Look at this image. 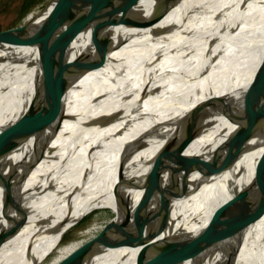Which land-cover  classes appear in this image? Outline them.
<instances>
[{
    "label": "bare ground",
    "instance_id": "bare-ground-1",
    "mask_svg": "<svg viewBox=\"0 0 264 264\" xmlns=\"http://www.w3.org/2000/svg\"><path fill=\"white\" fill-rule=\"evenodd\" d=\"M76 5L83 13L91 9ZM155 15L132 9L122 22L107 24L97 44L86 30L70 39L64 61L111 51L72 80L43 130L47 108L36 115L37 107L45 90L60 83L59 72L41 67L38 53H27L0 84V129L27 128L23 132L29 136L0 161L4 168L16 164L0 183V264L44 262L84 209L113 195L104 196L120 175L132 183L124 208L178 177L182 170L168 140L185 139L196 107L198 131L182 151L192 159L214 151L240 117L264 104V0H173L160 20L139 26ZM17 78L21 88L13 93ZM256 164L246 180L234 183L237 188L255 177ZM216 187L212 183L187 200L192 210L205 209L198 213L199 223L206 224L229 198ZM208 201L215 203L212 210H206ZM6 206L21 207L25 221L7 220L1 214ZM10 214L16 217L15 210ZM137 252L124 247L122 264H135ZM171 264H264V189L219 235Z\"/></svg>",
    "mask_w": 264,
    "mask_h": 264
},
{
    "label": "water",
    "instance_id": "water-1",
    "mask_svg": "<svg viewBox=\"0 0 264 264\" xmlns=\"http://www.w3.org/2000/svg\"><path fill=\"white\" fill-rule=\"evenodd\" d=\"M142 1L49 0L23 25L0 32V44H6L2 47L4 56L0 57V84L12 76L27 53H38L41 67L57 70L60 83L56 87L46 89L43 97L45 101L51 92L56 93L54 98L43 106L47 108V113L41 129H45L61 108L72 80L80 77L111 51V47L101 49L96 59L86 60V55H81L72 62L64 61L61 56L70 39L86 30L87 33L94 35V43L97 44L99 33L107 28V24L115 22L117 18L122 22L125 14L132 9L156 12L153 19L139 24V26L151 25L163 17L165 9L173 0H144L149 2L146 6H141ZM77 3L91 9L83 13L81 8L75 9ZM55 21L58 23L49 28L50 23ZM63 42L65 43L62 51L60 49L56 53ZM198 109L199 107H196L189 114L187 120L189 130L187 128L183 134L185 139L181 142L177 137L171 136L168 140L173 157L182 173L168 183L158 184L154 193L136 205L126 208L123 207L126 198L122 191L130 182L120 175L113 192L108 190L109 192L106 191L104 195L105 197L111 193L115 196L123 195L119 215L94 241L84 245L79 254L64 264H122L126 257L119 253L124 247L138 248L135 264H171L219 235L224 225L230 222L257 193L262 192L264 104L240 117L235 127L214 151L207 156L192 159L185 156L182 151L185 142L197 134ZM24 130L27 128L17 132H13L8 127L0 129L1 162L9 157L19 143L29 137L25 135ZM30 130L28 129L29 132ZM249 156L256 158L255 161H250L247 158ZM256 162L255 177L237 188L234 183L239 184L242 178L246 180L249 169H252ZM15 165L4 168L1 163L0 183L7 179ZM132 167L134 162L126 165L122 172ZM215 182L216 188L229 194V198L215 207L212 217L206 224L199 223L198 213L205 209L194 211L190 207L194 205L192 203L190 205L191 201L187 202V200L197 195L201 196L207 191L208 186ZM211 202L214 201H208L206 210L213 209L215 203L211 204ZM98 206L99 203H96L84 209L77 222L95 211ZM10 209L15 210L16 217L10 214ZM1 214L7 220H18L21 223L27 217L26 212L18 206H6L1 210ZM16 230V228L11 229L12 232Z\"/></svg>",
    "mask_w": 264,
    "mask_h": 264
},
{
    "label": "rangeland",
    "instance_id": "rangeland-1",
    "mask_svg": "<svg viewBox=\"0 0 264 264\" xmlns=\"http://www.w3.org/2000/svg\"><path fill=\"white\" fill-rule=\"evenodd\" d=\"M48 2L49 0H0V32L23 25ZM19 88H21L20 78H17L11 83L10 91L15 92ZM55 94L51 92L45 101L44 99L40 101L36 115L46 108L43 106L53 99ZM131 185L132 183L122 191L125 198ZM122 194L109 196L95 211L69 228L54 251L41 264H64L79 254L84 245L94 241L119 215L123 200Z\"/></svg>",
    "mask_w": 264,
    "mask_h": 264
}]
</instances>
